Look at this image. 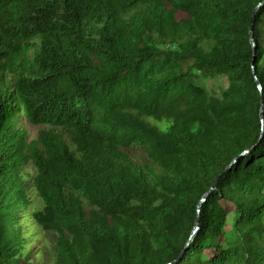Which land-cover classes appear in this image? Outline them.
Masks as SVG:
<instances>
[{
    "label": "trees",
    "instance_id": "1",
    "mask_svg": "<svg viewBox=\"0 0 264 264\" xmlns=\"http://www.w3.org/2000/svg\"><path fill=\"white\" fill-rule=\"evenodd\" d=\"M0 122V264H264V0H0Z\"/></svg>",
    "mask_w": 264,
    "mask_h": 264
},
{
    "label": "rangeland",
    "instance_id": "2",
    "mask_svg": "<svg viewBox=\"0 0 264 264\" xmlns=\"http://www.w3.org/2000/svg\"><path fill=\"white\" fill-rule=\"evenodd\" d=\"M12 76L4 74V86H9L12 83ZM228 86L227 79L225 76L216 77L215 80L208 81L207 87L210 91L215 94H220L222 90ZM29 133L30 140H34L40 134L41 131H50V128L44 125H34L31 123H25ZM137 163H143L146 161V156L140 151L129 152ZM34 197V204L37 207H41L42 203L39 198ZM26 231L30 236V245L28 251L32 252V263L33 264H53L56 257V236L52 233H44L37 227L27 225Z\"/></svg>",
    "mask_w": 264,
    "mask_h": 264
},
{
    "label": "water",
    "instance_id": "3",
    "mask_svg": "<svg viewBox=\"0 0 264 264\" xmlns=\"http://www.w3.org/2000/svg\"><path fill=\"white\" fill-rule=\"evenodd\" d=\"M253 19H254V18H253ZM251 38H252V40H253V36H252V35H251ZM199 229H200V220H199V217H198V218H197V221H196V223H195L194 230H193V232H192V234H191V236H190V238H189V240H188V242H187V245H188V246H189V245L193 242V240L195 239V237H196V235H197ZM183 253H184V252H182L177 258H175L174 260H172V261H170V262H168V263H166V264H179L180 261L182 260V255H183Z\"/></svg>",
    "mask_w": 264,
    "mask_h": 264
},
{
    "label": "flooded vegetation",
    "instance_id": "4",
    "mask_svg": "<svg viewBox=\"0 0 264 264\" xmlns=\"http://www.w3.org/2000/svg\"><path fill=\"white\" fill-rule=\"evenodd\" d=\"M1 123V122H0Z\"/></svg>",
    "mask_w": 264,
    "mask_h": 264
}]
</instances>
